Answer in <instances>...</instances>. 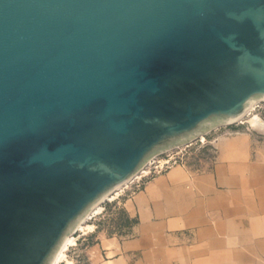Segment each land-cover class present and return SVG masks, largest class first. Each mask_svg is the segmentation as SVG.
<instances>
[{
	"label": "water",
	"instance_id": "obj_1",
	"mask_svg": "<svg viewBox=\"0 0 264 264\" xmlns=\"http://www.w3.org/2000/svg\"><path fill=\"white\" fill-rule=\"evenodd\" d=\"M263 100L264 0H0V264Z\"/></svg>",
	"mask_w": 264,
	"mask_h": 264
},
{
	"label": "crops",
	"instance_id": "obj_2",
	"mask_svg": "<svg viewBox=\"0 0 264 264\" xmlns=\"http://www.w3.org/2000/svg\"><path fill=\"white\" fill-rule=\"evenodd\" d=\"M263 124L214 132L211 157L174 165L126 197L128 233H100L87 263L264 264Z\"/></svg>",
	"mask_w": 264,
	"mask_h": 264
},
{
	"label": "rangeland",
	"instance_id": "obj_3",
	"mask_svg": "<svg viewBox=\"0 0 264 264\" xmlns=\"http://www.w3.org/2000/svg\"><path fill=\"white\" fill-rule=\"evenodd\" d=\"M255 108L256 110H254V112L261 114L264 110V101L260 102V104H258V106H256ZM237 123L238 122H236V124L221 125L216 129L208 132V134L205 135V138H195L188 144L181 143L178 146H175L174 148H171L167 151H170V154L181 155L185 159V161H189V159H196L199 157L209 158L214 153L213 148L209 143V139L214 132H224L225 130H230V128L232 127L238 129H253V125L246 123V121H244L243 123ZM153 158L151 160H154ZM187 161L185 164H187ZM150 179H147L144 184L141 182L139 184H129L126 188H124L123 192L119 195L118 198L114 200H106L104 202L103 211L88 221V223H92L94 225L93 230L89 231L87 234H85L83 231H78L77 244L71 246L68 249L67 257L72 260V264H88L86 261V248L96 242L97 237L100 233L108 235H125L128 233L132 220L125 212L123 208V202L125 198L130 194H133L135 191L142 189ZM61 264H66V262H63Z\"/></svg>",
	"mask_w": 264,
	"mask_h": 264
},
{
	"label": "bare ground",
	"instance_id": "obj_4",
	"mask_svg": "<svg viewBox=\"0 0 264 264\" xmlns=\"http://www.w3.org/2000/svg\"><path fill=\"white\" fill-rule=\"evenodd\" d=\"M264 101V100H263ZM260 101V102H263ZM260 102H256L252 105V107L248 110V112L245 114V116H242L238 118L234 123H243L246 121L247 123L253 125L254 127L262 126L263 119L262 117L257 113L254 112L256 110V106L260 104ZM228 125V124H225ZM264 125V124H263ZM219 127L216 126L215 128ZM201 138H205V135H201ZM151 162L153 160H150ZM149 161V162H150ZM150 162V163H151ZM146 171V167H143L140 172ZM137 172L130 180L125 182L123 185L112 191L110 194H108L100 203H98L93 209L90 210V212L86 215V217L79 223V225L75 228V230L69 234L61 246L60 250L57 253L56 258L54 259L52 264H61L63 262H66V264H72V260L67 257V251L71 246H74L77 244V232L83 231L84 233L93 230L94 225L92 223H88L90 219H92L94 216L100 214L104 209V202L106 200H114L119 197V195L123 192L124 188H126L129 184H132L137 178L140 177L141 173Z\"/></svg>",
	"mask_w": 264,
	"mask_h": 264
},
{
	"label": "built area",
	"instance_id": "obj_5",
	"mask_svg": "<svg viewBox=\"0 0 264 264\" xmlns=\"http://www.w3.org/2000/svg\"><path fill=\"white\" fill-rule=\"evenodd\" d=\"M236 124V123H235ZM238 124V123H237ZM154 160L145 166L146 171L140 172L141 175L137 178L132 184L134 183H145L147 179L151 177L163 173L169 168L177 164H185L186 161L181 155L170 154V151L162 152L153 158ZM146 179V180H145Z\"/></svg>",
	"mask_w": 264,
	"mask_h": 264
}]
</instances>
